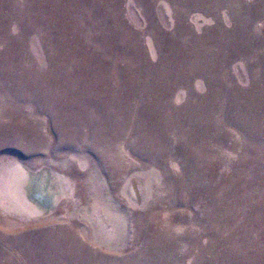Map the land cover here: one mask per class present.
<instances>
[{
	"label": "rangeland",
	"instance_id": "1",
	"mask_svg": "<svg viewBox=\"0 0 264 264\" xmlns=\"http://www.w3.org/2000/svg\"><path fill=\"white\" fill-rule=\"evenodd\" d=\"M0 264H264V0H0Z\"/></svg>",
	"mask_w": 264,
	"mask_h": 264
},
{
	"label": "bare ground",
	"instance_id": "2",
	"mask_svg": "<svg viewBox=\"0 0 264 264\" xmlns=\"http://www.w3.org/2000/svg\"><path fill=\"white\" fill-rule=\"evenodd\" d=\"M35 184L32 186V190H31L32 191L31 200L33 202L37 203L41 208L47 209L51 205V199L44 192L43 193L45 194V196H43V194L39 190V186L38 185H35ZM34 186H37L38 187V191H39L38 194L35 195V196H33Z\"/></svg>",
	"mask_w": 264,
	"mask_h": 264
}]
</instances>
